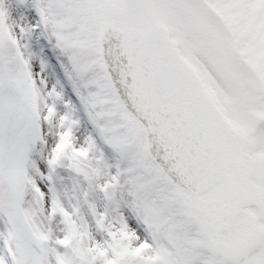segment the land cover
Segmentation results:
<instances>
[{
  "label": "snow or ice",
  "instance_id": "6c2138e0",
  "mask_svg": "<svg viewBox=\"0 0 264 264\" xmlns=\"http://www.w3.org/2000/svg\"><path fill=\"white\" fill-rule=\"evenodd\" d=\"M0 264H264V0H0Z\"/></svg>",
  "mask_w": 264,
  "mask_h": 264
}]
</instances>
